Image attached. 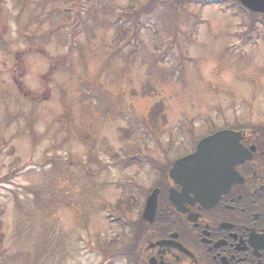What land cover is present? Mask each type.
Instances as JSON below:
<instances>
[{
    "label": "rangeland",
    "instance_id": "374dc122",
    "mask_svg": "<svg viewBox=\"0 0 264 264\" xmlns=\"http://www.w3.org/2000/svg\"><path fill=\"white\" fill-rule=\"evenodd\" d=\"M146 1L0 0L4 50L12 53L0 54L7 66H0L2 261L110 264L94 251L114 234L116 218L110 223L102 210L124 200L122 183L146 190L156 179L152 160L180 159L237 120L264 123V27L249 35L232 10L214 8L185 11L179 25L159 4L134 25L130 16ZM125 15L126 33L116 21ZM13 72L46 103L18 93ZM160 102L165 118L154 130L148 116ZM136 155L150 161L140 160V169L130 163ZM112 263L125 264L120 256Z\"/></svg>",
    "mask_w": 264,
    "mask_h": 264
},
{
    "label": "flooded vegetation",
    "instance_id": "af4514ba",
    "mask_svg": "<svg viewBox=\"0 0 264 264\" xmlns=\"http://www.w3.org/2000/svg\"><path fill=\"white\" fill-rule=\"evenodd\" d=\"M211 1L236 3L201 0ZM4 30L0 31L3 44L7 41V28ZM3 44L1 54L11 57ZM17 53L15 58H19ZM5 60L2 66L7 68ZM242 143L254 149L251 160L236 169L242 183L234 184L214 205L188 204L186 200L182 205L187 204L186 211L180 213L160 187L156 220L152 225L143 222L133 230L135 240L128 264H264V128L246 130Z\"/></svg>",
    "mask_w": 264,
    "mask_h": 264
},
{
    "label": "water",
    "instance_id": "95a60500",
    "mask_svg": "<svg viewBox=\"0 0 264 264\" xmlns=\"http://www.w3.org/2000/svg\"><path fill=\"white\" fill-rule=\"evenodd\" d=\"M254 1L260 6L264 5V0ZM245 5L253 10H261L250 0ZM240 136V133L229 129L202 140L194 155L175 162L170 172L172 180L185 187V194L203 192L204 198H211L209 192L219 194L218 190L226 189L234 181L235 167L250 158L240 144ZM157 194L158 190L148 199L144 218L149 221L156 211ZM171 198L178 204L180 196L173 193Z\"/></svg>",
    "mask_w": 264,
    "mask_h": 264
},
{
    "label": "trees",
    "instance_id": "16d2710c",
    "mask_svg": "<svg viewBox=\"0 0 264 264\" xmlns=\"http://www.w3.org/2000/svg\"><path fill=\"white\" fill-rule=\"evenodd\" d=\"M150 2H157L161 5V8L163 11H169L170 15H172V17H175V20L177 21V24L181 25L182 21H183V17H185V11H187L186 7H189V1L188 0H149ZM154 8H152L151 5L148 6H144L142 7V9H140V11L134 12L132 13L133 16V22L135 25V22L137 23V21L140 19V15L145 14V15H149L150 13H153ZM131 11H135L133 9H131ZM166 16V15H164ZM125 17L127 18V16L125 15ZM129 19V17H128ZM135 20V21H134ZM116 25H118V23H116ZM120 25V24H119ZM253 26H251L252 28ZM118 30L122 29V27L117 26ZM163 114V105L162 104H158L156 105L153 110L150 112V116H149V123H151L152 125H154V130L157 128L156 125V121L158 120L159 115ZM165 118V115L163 116ZM1 181V180H0ZM30 190V189H29ZM30 192L32 194H35L36 198H38V193L34 192L32 190H30ZM0 215H4V211L0 212ZM3 221L0 219V258H2L5 254V250H3V244H4V231H3ZM18 230V227H17ZM16 230V231H17ZM2 250V251H1ZM1 261V260H0ZM34 264V262H32Z\"/></svg>",
    "mask_w": 264,
    "mask_h": 264
},
{
    "label": "bare ground",
    "instance_id": "6f19581e",
    "mask_svg": "<svg viewBox=\"0 0 264 264\" xmlns=\"http://www.w3.org/2000/svg\"><path fill=\"white\" fill-rule=\"evenodd\" d=\"M256 28V26H253L252 28H251V33L253 34L254 33V29Z\"/></svg>",
    "mask_w": 264,
    "mask_h": 264
}]
</instances>
